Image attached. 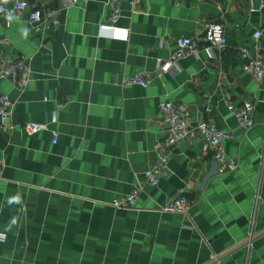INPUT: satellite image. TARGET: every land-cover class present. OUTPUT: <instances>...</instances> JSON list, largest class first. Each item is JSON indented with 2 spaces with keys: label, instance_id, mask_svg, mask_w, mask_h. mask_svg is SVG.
I'll use <instances>...</instances> for the list:
<instances>
[{
  "label": "crops",
  "instance_id": "obj_1",
  "mask_svg": "<svg viewBox=\"0 0 264 264\" xmlns=\"http://www.w3.org/2000/svg\"><path fill=\"white\" fill-rule=\"evenodd\" d=\"M16 1L4 2L8 17L0 14V58L28 62L32 80L24 91L0 80V96L14 104L0 118V264H210L231 249L215 264H264V235L235 247L264 230V80L247 74L240 56L248 47L264 60V11L249 14L246 0H141L133 13L121 0L118 26L131 33L116 37L99 29L111 0H78L41 33L30 13L69 0H27L25 12ZM210 22L224 25L226 47L209 54L198 41L199 58L160 75L178 38L201 39ZM134 74L150 86L121 85ZM165 100L186 106L193 122L231 131L225 149L237 170L220 175L198 136L170 150ZM245 102L254 105L251 130L233 114ZM29 123L49 130L28 136ZM160 154L169 170L151 187L144 174ZM135 188L133 210L112 206ZM181 192L189 219L161 211Z\"/></svg>",
  "mask_w": 264,
  "mask_h": 264
},
{
  "label": "built area",
  "instance_id": "obj_2",
  "mask_svg": "<svg viewBox=\"0 0 264 264\" xmlns=\"http://www.w3.org/2000/svg\"><path fill=\"white\" fill-rule=\"evenodd\" d=\"M6 0H0V14L6 17L9 12L4 7ZM133 13L137 11L141 0H126ZM248 3V11L251 15L261 14L264 11V0H246ZM121 0H111L110 14L105 23L100 24L99 29L102 34L128 37L130 29L118 26V22L122 17ZM78 0H69L68 4L60 9L40 7L30 13V22L37 32H45L51 28L57 27L60 24L59 14L62 10L68 9L77 5ZM28 8L27 0H17L16 10L18 12H25ZM263 33L258 31L254 35V39L261 38ZM198 41H202L204 46L202 50L212 53L213 48L223 50L227 45L225 36V27L223 24L210 22L204 26V35L201 39L182 36L176 42V51L171 57L160 63L159 74H174L180 61L187 57L194 56L199 58L200 49ZM240 56L242 59H248L244 65V71L251 75L256 81L264 80V60L262 58H255L251 56L248 47L241 50ZM13 80L22 91L26 90L32 80V70L30 64L25 60L0 58V80ZM151 84V79L142 74H134L132 76H125L121 82L124 87L139 86L147 88ZM13 103L9 96H0V118L6 120L12 114ZM160 115L162 124L167 134L166 145L170 150H173L179 143L189 139L192 136H198L204 143L205 148L212 152V158L219 166V174L235 172L238 168V161L229 157L226 153L225 144L231 141L234 136L229 130L219 129L215 123L207 120H200L193 122L190 119L188 108L182 104H177L171 100H165L160 103ZM254 105L250 102H245L240 108L233 109V114L237 119L238 125L245 129L251 130L255 126L253 119ZM58 122V111L52 114V124ZM48 124H34L29 123L24 127V132L28 136L39 134L43 131H48ZM53 133V144L58 143L59 134L57 131ZM169 170V157L163 154L158 156L155 164H153L146 172L145 178L151 187H157L161 178ZM0 175H1V161H0ZM181 192V194L169 202L166 206L161 208L162 212L180 215L189 219V210L191 207L188 198ZM141 195V189L135 188L131 194L118 198L112 204L117 210L131 211L135 208L136 203ZM254 233L249 236L252 238ZM7 241L6 235L0 233V243L4 244Z\"/></svg>",
  "mask_w": 264,
  "mask_h": 264
},
{
  "label": "water",
  "instance_id": "obj_3",
  "mask_svg": "<svg viewBox=\"0 0 264 264\" xmlns=\"http://www.w3.org/2000/svg\"><path fill=\"white\" fill-rule=\"evenodd\" d=\"M262 235H264V230L262 232L258 233L257 235L253 236L252 238L245 240L243 243H241V244H239L238 246H235V247L236 248H241V247H244L246 245H249L252 241H254L256 238H258V237H260ZM236 248H233V250L236 249ZM231 251H232V249L227 251V252H225L223 255H221V256H219L217 258H214L210 264H215L221 258H223L224 256L228 255Z\"/></svg>",
  "mask_w": 264,
  "mask_h": 264
}]
</instances>
